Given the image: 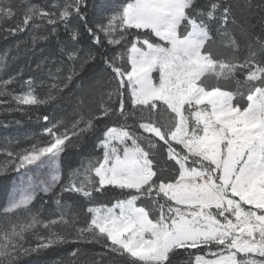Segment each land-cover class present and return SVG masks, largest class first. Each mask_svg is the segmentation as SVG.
Wrapping results in <instances>:
<instances>
[{"label":"snow or ice","instance_id":"snow-or-ice-1","mask_svg":"<svg viewBox=\"0 0 264 264\" xmlns=\"http://www.w3.org/2000/svg\"><path fill=\"white\" fill-rule=\"evenodd\" d=\"M248 8L111 0L90 19L88 0H0V28L31 30L35 41L63 26L71 42L44 95L35 77L17 91L18 76H10L0 80V105L38 109L98 61L109 76L99 102L81 88L71 114L39 116L46 124L39 138L0 149V175L17 173L0 205V264H27L69 243L101 245L108 264H264V17L257 34L242 14ZM229 24L247 38L243 46ZM84 33L87 50L77 47ZM112 117L65 182L62 154ZM40 192L56 196V211L35 206ZM64 192L87 207L65 212ZM94 194L111 199L97 203Z\"/></svg>","mask_w":264,"mask_h":264},{"label":"trees","instance_id":"trees-1","mask_svg":"<svg viewBox=\"0 0 264 264\" xmlns=\"http://www.w3.org/2000/svg\"><path fill=\"white\" fill-rule=\"evenodd\" d=\"M37 4L43 5L49 3L50 0H34ZM111 0H88L89 4V16L90 19H98L101 14H103L105 6L108 5ZM234 5L248 4L250 8L245 9L242 13L247 16L251 23L255 26L252 30L259 34L262 27V17H264V0H230ZM238 16L241 15L239 7H237ZM76 21H73L75 24ZM230 32L236 36L240 41L241 46H243L246 41V37L241 33L240 29L232 24H229ZM1 32L6 34V38L0 45V48L7 47L14 43L18 38L24 39L29 30L24 32H17L12 34L5 30L0 29ZM2 32V33H3ZM44 35H48L45 33ZM68 34L63 26L58 30L57 35H49L48 39H40L35 44L28 42L27 46L29 48L28 57L25 61L32 63L31 68L37 64L41 59L43 62L42 69H34L30 76H33L37 80V84L43 82L44 87H38V92L44 95L48 91V85L55 82V77L57 76L56 69L61 65L62 62L66 61V56L64 55L63 49L66 45H70ZM91 42L88 39L86 33L83 35V40L81 44L77 47L87 50ZM109 54L112 53V46L106 45ZM103 51V49H101ZM25 61L20 59L13 62L9 66V70L13 71L17 69L18 65L21 64L25 69ZM20 72V71H19ZM33 74V75H32ZM28 76V77H30ZM24 78V75H22ZM26 78V77H25ZM109 79L108 73L105 70V65L102 61H98L92 65L86 66L85 70L75 78V82L70 85L71 91L68 89L64 90L62 96L57 95L56 99L49 101L47 104L41 105L38 109H34L30 112H22L16 110V106L13 104L11 108L6 106L3 109L2 114H0V144L7 138L11 137L13 139L12 145L19 142V145L25 143H31L33 138H39L42 134L43 128L46 126L45 122L38 119L39 116L48 114L49 116L62 117L66 114H71L75 108L77 97L79 96L81 88H84L93 94V98L99 102L100 96L107 87V80ZM96 80H101L100 85H96L95 88H90ZM54 91V90H53ZM106 98V97H105ZM29 107V106H24ZM116 117L111 119L104 118L98 124L95 133L86 134L75 147H71L66 153L61 156V168L64 173L65 182H67V174L70 168H77L80 166L81 162L86 163V158L90 153L95 150V144L97 138L101 135V130L105 125L111 126L115 123ZM3 154L0 152V161H2ZM7 178L0 175V205H4L7 201L8 195L11 192L12 182L14 180L15 173L9 172L6 174ZM60 185L55 188V193H60ZM7 189V191H5ZM63 200L67 202V206L63 209L65 212H79L82 208L87 207V201L85 198L79 194H73L64 192L62 194ZM95 202L97 203H107L111 199V195H101L94 194ZM56 196L51 194H45L43 192L38 193L37 199L34 202L37 208L41 209L42 214L48 215L50 212L56 211L57 206L55 204ZM81 248V253L78 257H71L70 253L76 248ZM27 264H56L57 261H74V264H90V262L95 261L96 264H108L109 257L105 255V249L101 245L95 243H80L77 244H65L55 249H50L39 255H34L26 258Z\"/></svg>","mask_w":264,"mask_h":264},{"label":"rangeland","instance_id":"rangeland-1","mask_svg":"<svg viewBox=\"0 0 264 264\" xmlns=\"http://www.w3.org/2000/svg\"><path fill=\"white\" fill-rule=\"evenodd\" d=\"M30 2L37 4L34 0H30ZM0 29H2V28H0ZM2 32H3V30H2ZM2 32L0 30V45L3 43V41L6 38V34L4 32L3 33ZM45 33H47V32L41 31L39 33H36V35L37 36H43ZM33 34L34 33L31 30H29L28 33L26 34V36L23 37L24 39L18 38L14 43L10 44L9 46L0 48V80L7 79L10 76H18L17 82L12 86L17 91H19L21 89V86H22L24 81H26L30 77H33V76H30L31 74H28V73H32L33 71H35L34 69H42V67H43V62L41 61V59H38L39 62L37 64H35L33 66L34 68L32 69L31 68V66H32L31 61H30V63H28L25 61V58H23V57L27 58L28 54H29V48L27 46L28 42L35 44L38 41H40L39 38L36 39L35 41H33L32 40ZM20 59H23L25 61L26 69L21 64H19L17 66L18 67L17 69L20 72L19 71L16 72V70L10 71L9 66L13 62H16ZM37 65H40V67L37 68ZM22 75H24V78L22 77ZM28 76H30V77H28ZM5 107H6V105H0V114H2L3 109ZM9 141H13V139L11 137H7L2 142V144H0V149H3L5 147H17L16 144L12 145V143L14 141L11 144H9ZM28 144L29 143H25V144H22L19 146L20 147H26ZM3 159H5L4 156L2 157V160ZM16 176H17V173H15L14 180L12 182V186L16 183ZM11 191H12V187H11ZM54 191H55V189H54ZM47 194H51V193H47Z\"/></svg>","mask_w":264,"mask_h":264}]
</instances>
